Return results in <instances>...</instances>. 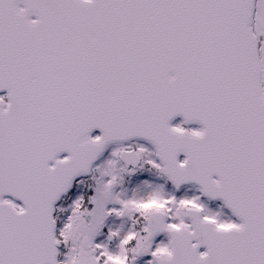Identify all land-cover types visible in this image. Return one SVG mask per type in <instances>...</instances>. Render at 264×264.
<instances>
[{
	"label": "snow or ice",
	"instance_id": "obj_1",
	"mask_svg": "<svg viewBox=\"0 0 264 264\" xmlns=\"http://www.w3.org/2000/svg\"><path fill=\"white\" fill-rule=\"evenodd\" d=\"M0 264H264V0H0Z\"/></svg>",
	"mask_w": 264,
	"mask_h": 264
}]
</instances>
